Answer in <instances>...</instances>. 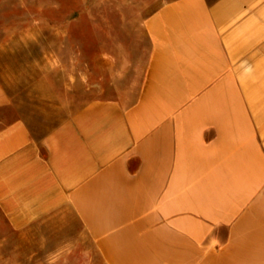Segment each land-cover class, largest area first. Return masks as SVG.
Returning a JSON list of instances; mask_svg holds the SVG:
<instances>
[{
  "label": "crops",
  "instance_id": "1",
  "mask_svg": "<svg viewBox=\"0 0 264 264\" xmlns=\"http://www.w3.org/2000/svg\"><path fill=\"white\" fill-rule=\"evenodd\" d=\"M158 4L137 89L38 134L0 80V264H264V0Z\"/></svg>",
  "mask_w": 264,
  "mask_h": 264
},
{
  "label": "rangeland",
  "instance_id": "2",
  "mask_svg": "<svg viewBox=\"0 0 264 264\" xmlns=\"http://www.w3.org/2000/svg\"><path fill=\"white\" fill-rule=\"evenodd\" d=\"M163 1L0 0V80L34 133L90 100L137 89V69L149 47L143 21ZM21 16H32L26 23L33 25L37 39L2 47L8 39L3 27L19 24ZM46 55L59 58V68H38ZM40 78L49 82L47 94L33 89ZM19 264L27 263L22 259Z\"/></svg>",
  "mask_w": 264,
  "mask_h": 264
}]
</instances>
